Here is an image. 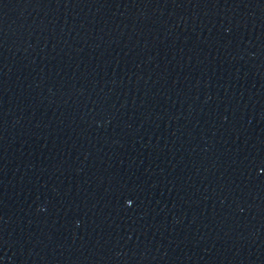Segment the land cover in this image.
<instances>
[{"label":"water","instance_id":"water-1","mask_svg":"<svg viewBox=\"0 0 264 264\" xmlns=\"http://www.w3.org/2000/svg\"><path fill=\"white\" fill-rule=\"evenodd\" d=\"M0 264H264V0H0Z\"/></svg>","mask_w":264,"mask_h":264},{"label":"snow or ice","instance_id":"snow-or-ice-1","mask_svg":"<svg viewBox=\"0 0 264 264\" xmlns=\"http://www.w3.org/2000/svg\"><path fill=\"white\" fill-rule=\"evenodd\" d=\"M126 201H127V204H132L133 203V201L131 199H127Z\"/></svg>","mask_w":264,"mask_h":264}]
</instances>
